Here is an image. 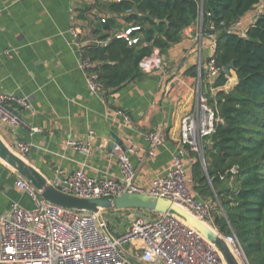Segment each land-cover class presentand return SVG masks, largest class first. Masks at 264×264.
I'll return each mask as SVG.
<instances>
[{"label": "crops", "instance_id": "obj_1", "mask_svg": "<svg viewBox=\"0 0 264 264\" xmlns=\"http://www.w3.org/2000/svg\"><path fill=\"white\" fill-rule=\"evenodd\" d=\"M110 2L0 0V54L8 51L12 55L0 61V91L28 98L32 105L31 111L20 112L23 124L0 123V138L10 148L18 141L30 144L27 161L48 180L58 168L65 173L84 169L94 177L118 178L114 148L120 144L114 137L123 142L120 146L125 152L135 151L131 160L142 190H150L159 177L166 175L176 156L183 159L192 178L197 155L181 142V122L197 110L201 85L205 94L211 95L213 82L207 68L214 55L213 42L203 35L198 22L184 30L183 40L166 54L156 52L161 58L160 69L143 72L142 79L115 92L93 95L70 33L71 17L75 16L83 40L92 38L91 27L108 18L118 19L120 29L112 32L118 36L128 25L122 15L107 9ZM263 11L264 1L243 19L245 26ZM236 82L233 74L225 89L230 90ZM115 110L126 112L131 123L114 115ZM156 130L165 136V143L149 156L147 136ZM70 140L90 144V153L71 148ZM19 179L16 170L0 160V218L14 204L35 208L31 197L17 187ZM120 213H131L135 218L139 215ZM120 213L108 214L113 227L123 225ZM130 225L114 234L124 233ZM134 254L139 256L141 250L136 249Z\"/></svg>", "mask_w": 264, "mask_h": 264}, {"label": "built area", "instance_id": "obj_2", "mask_svg": "<svg viewBox=\"0 0 264 264\" xmlns=\"http://www.w3.org/2000/svg\"><path fill=\"white\" fill-rule=\"evenodd\" d=\"M202 19L203 14L198 21L201 24ZM255 20L256 17L249 24ZM71 21L70 33L80 56L81 68L86 73L89 90L93 95L107 94L97 71L100 64L93 61L85 51L86 46L102 42L93 34L92 38L83 40L75 16L71 17ZM101 21L105 23L106 19ZM91 24L90 22V26ZM245 28L242 20L232 30L245 33ZM133 30L136 29H128L118 36L128 38L130 45L136 44L138 39H129ZM208 37L213 42L215 52V37ZM11 56L6 51L3 55L0 54V61L3 57ZM140 67L143 72L160 69V55L155 53L143 60ZM221 72L212 57L208 62L207 76L213 82L210 92L213 96L218 91L215 83ZM197 92V110L185 116L181 122V142L190 147L205 167L203 142L215 131L216 114L202 85ZM6 106L14 107L20 112L32 110L28 98L0 91V123L12 126L18 125L19 120ZM114 115L124 117L127 124L131 123L130 116L122 110H115ZM147 139L150 145L149 156H154L156 148L165 143V136L159 130L150 132ZM68 146L85 154L90 153V144L82 141L70 140ZM11 150L27 160L31 145L18 141ZM134 152L133 149L125 152L120 145L115 146L114 153L120 169L118 178L94 177L84 169L65 173L58 168L53 178L48 180L49 184L65 194L89 200H113L126 192L145 193L169 200L219 235L239 264H250L236 236L223 235L216 227L212 202L203 200L195 192L180 156L174 158L168 173L159 177L151 189L145 191L136 183L137 170L131 160ZM16 185L31 197L35 208L30 210L14 204L0 218V264H227L214 243L172 211L157 213L125 210L139 215L127 231L116 235L108 227L103 214L100 220L93 212L52 204L44 200L35 187L21 176ZM136 249L141 250L139 256L134 254Z\"/></svg>", "mask_w": 264, "mask_h": 264}, {"label": "trees", "instance_id": "obj_3", "mask_svg": "<svg viewBox=\"0 0 264 264\" xmlns=\"http://www.w3.org/2000/svg\"><path fill=\"white\" fill-rule=\"evenodd\" d=\"M264 0H111L107 9L122 15L131 32L120 29L117 18H108L91 33L101 44L86 46L107 94L144 77L140 64L156 52L166 54L183 40L184 30L196 25L215 37L213 55L222 70L217 78L215 131L204 139L206 169L197 156L193 188L213 204V218L223 235H235L250 264H264V11L245 33L232 30ZM234 68L225 73L230 64ZM233 74L236 84L226 90ZM109 213H120V211ZM245 236V237H243Z\"/></svg>", "mask_w": 264, "mask_h": 264}, {"label": "water", "instance_id": "obj_4", "mask_svg": "<svg viewBox=\"0 0 264 264\" xmlns=\"http://www.w3.org/2000/svg\"><path fill=\"white\" fill-rule=\"evenodd\" d=\"M184 32H182L183 34ZM234 68V64H230L224 68L225 73H230ZM7 109L18 118L19 123L23 124V116L20 111L16 110L11 106H6ZM116 143L123 145V142L117 137H114ZM114 143L111 144V148ZM0 160L6 163L8 166L16 170V172L26 179L35 189L39 192L40 196L55 205L93 212L98 215L99 219L102 220V211H125V210H136V211H152L157 213H167L169 211L174 212L179 217L185 219L189 225L200 231L209 241L214 243L222 255L224 256L227 264H239L237 259L234 257L225 241L217 235L211 228L206 226L201 221L186 212L183 208L173 204L171 201L152 197L145 193H123L122 195L114 198L113 200L107 199H83L72 195L65 194L51 184L48 179L43 176L38 169H36L27 160L22 159L15 154L10 147H8L3 140L0 138ZM206 169V166H205Z\"/></svg>", "mask_w": 264, "mask_h": 264}, {"label": "rangeland", "instance_id": "obj_5", "mask_svg": "<svg viewBox=\"0 0 264 264\" xmlns=\"http://www.w3.org/2000/svg\"><path fill=\"white\" fill-rule=\"evenodd\" d=\"M199 23H201V22H199ZM201 161V160H200ZM201 163H202V161H201ZM203 165V164H202ZM204 167V166H203ZM204 170H205V167H204ZM190 181H191V184L193 185V179L190 177ZM106 212V213H105ZM110 211H103L102 212V214H103V216H104V218L107 220V225H108V227L113 231V232H115V231H120V232H122L123 231V229L124 228H126L127 226H129L132 222H133V220L135 219V216H134V214H131V213H126V214H121L120 215V217H121V219H122V222H123V225L122 226H120L119 228H118V226L117 227H113L112 226V224L110 223V221L108 220V218H112V217H109L110 215H108V214H111V213H109ZM243 237H245V236H243Z\"/></svg>", "mask_w": 264, "mask_h": 264}]
</instances>
